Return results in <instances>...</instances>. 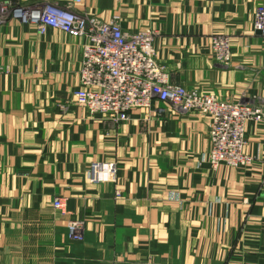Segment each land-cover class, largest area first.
Returning <instances> with one entry per match:
<instances>
[{"label": "crops", "instance_id": "crops-1", "mask_svg": "<svg viewBox=\"0 0 264 264\" xmlns=\"http://www.w3.org/2000/svg\"><path fill=\"white\" fill-rule=\"evenodd\" d=\"M263 1L82 0L74 10L117 17L130 34L158 32L172 84L258 103ZM218 34L231 38L230 66L213 58ZM83 45L52 28L0 26V264H264V122L246 124L251 165L213 170L210 116L155 102L115 126L76 105ZM94 162L115 163L117 184H90ZM71 220L85 221L83 241L69 238Z\"/></svg>", "mask_w": 264, "mask_h": 264}, {"label": "built area", "instance_id": "built-area-1", "mask_svg": "<svg viewBox=\"0 0 264 264\" xmlns=\"http://www.w3.org/2000/svg\"><path fill=\"white\" fill-rule=\"evenodd\" d=\"M81 2L73 0L66 7L51 2L34 8L0 2V26L13 20L35 25L40 35L52 28L84 40L79 71L83 89L74 94V99L91 117L101 115L105 122L119 126L130 121L134 110H151L155 102L166 103L182 114L212 118L208 163L213 170L221 165L244 168L253 163L245 152L246 124L264 122V98L258 103L225 101L214 94L172 84L166 67L157 61L158 32L149 29L130 34L117 17L105 21L75 12L74 5ZM254 28L264 36V1L257 7ZM212 55L216 62L230 66L231 38L215 35ZM88 180L93 185L117 184V165L92 163ZM121 196V191H116V197ZM63 201L55 198L54 208L63 210ZM85 227L84 220L69 221V238L83 241Z\"/></svg>", "mask_w": 264, "mask_h": 264}, {"label": "rangeland", "instance_id": "rangeland-1", "mask_svg": "<svg viewBox=\"0 0 264 264\" xmlns=\"http://www.w3.org/2000/svg\"><path fill=\"white\" fill-rule=\"evenodd\" d=\"M88 171H89V169H88ZM87 178H88V174H87ZM88 182H89V180H88ZM91 184V183H90ZM93 185V184H92ZM100 185H106V184H98L97 186H100Z\"/></svg>", "mask_w": 264, "mask_h": 264}]
</instances>
